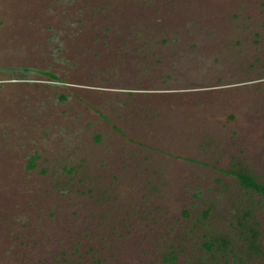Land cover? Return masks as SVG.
Segmentation results:
<instances>
[{
	"label": "rangeland",
	"instance_id": "1",
	"mask_svg": "<svg viewBox=\"0 0 264 264\" xmlns=\"http://www.w3.org/2000/svg\"><path fill=\"white\" fill-rule=\"evenodd\" d=\"M0 70V264H264V0H0Z\"/></svg>",
	"mask_w": 264,
	"mask_h": 264
},
{
	"label": "trees",
	"instance_id": "2",
	"mask_svg": "<svg viewBox=\"0 0 264 264\" xmlns=\"http://www.w3.org/2000/svg\"><path fill=\"white\" fill-rule=\"evenodd\" d=\"M35 159H36V156H30L29 157V160H28V167L29 169H33L35 168ZM226 173L234 176L237 178L238 180V183L240 184V186L245 189V190H249L253 193H256V194H260V195H264V184H262L261 182L258 181V178L254 175V174H251L249 172H247L246 170L244 169H238V170H233V169H229L226 171ZM239 226H242V223L239 222L238 224ZM243 228V227H242ZM241 228V231L244 235L245 233V238H243L244 240L247 241V247H248V252L250 254H253V253H260L261 250H260V246H259V243H258V231L257 229L254 227V226H251V225H247L245 229H242ZM246 230V232H245ZM242 235V236H243ZM243 240V241H244ZM218 242V241H217ZM222 243V245H221ZM219 244L221 245L220 248L216 247V249H221L222 251H225L227 247H229L226 242H224L223 244V240H221L219 242ZM212 246L213 244L211 242H205V247L207 249H212ZM220 250V251H221ZM232 251V249H231ZM171 260H174V256H171L169 257Z\"/></svg>",
	"mask_w": 264,
	"mask_h": 264
},
{
	"label": "crops",
	"instance_id": "3",
	"mask_svg": "<svg viewBox=\"0 0 264 264\" xmlns=\"http://www.w3.org/2000/svg\"><path fill=\"white\" fill-rule=\"evenodd\" d=\"M6 70V69H5ZM5 70H0L1 71V73H5V72H2V71H5ZM8 71H10V72H12V71H14L15 73L17 72V74L19 73L17 70L18 69H7ZM10 74L9 73H6L5 75H4V77L6 78V81L7 82H9L10 80H8V78H10V77H12V76H14L13 74H12V76H9ZM3 77V78H4Z\"/></svg>",
	"mask_w": 264,
	"mask_h": 264
}]
</instances>
